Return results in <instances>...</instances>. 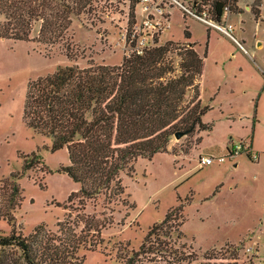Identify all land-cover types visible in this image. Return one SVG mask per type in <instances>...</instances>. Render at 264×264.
I'll use <instances>...</instances> for the list:
<instances>
[{"label": "rangeland", "instance_id": "374dc122", "mask_svg": "<svg viewBox=\"0 0 264 264\" xmlns=\"http://www.w3.org/2000/svg\"><path fill=\"white\" fill-rule=\"evenodd\" d=\"M179 1L187 6L195 2ZM261 4L258 17L255 11ZM240 5L243 13L232 14L229 23L234 38L245 41L246 52L178 6L170 9L171 28L162 37V45L169 41L180 48L194 45L205 59L201 99L209 111L202 120L212 129L194 138L174 137L168 152L151 160L138 159L132 170L121 173L123 200L111 203L103 197L84 204L79 199L69 202L81 186L58 172L70 164L67 149L52 152L51 139L27 126L24 104L29 83L59 67L120 66L124 60L121 36L136 3H96L94 12L74 17L66 40L53 46L0 38L2 233L8 236L14 227L28 236L38 225L56 232L58 222L68 216L67 221L77 225V233L84 229V221L87 233L89 226L95 229L90 232L95 247L79 253L83 264H126L139 251L149 229L179 208L182 227L176 232L177 224L171 222L166 228L169 252L142 256L133 264H249L245 250L254 242L264 247V0H240ZM247 5L255 11H248ZM39 29L37 23L32 38ZM171 57L178 69L180 56ZM238 146L244 150L231 157L230 151ZM200 157L224 158V162L201 167ZM30 161L31 167L24 170ZM11 175L20 178L22 196L13 212L14 226L5 217L11 191L3 180H10ZM2 251L9 262L19 257L10 248H0V257Z\"/></svg>", "mask_w": 264, "mask_h": 264}, {"label": "trees", "instance_id": "16d2710c", "mask_svg": "<svg viewBox=\"0 0 264 264\" xmlns=\"http://www.w3.org/2000/svg\"><path fill=\"white\" fill-rule=\"evenodd\" d=\"M100 1L0 0V38L56 45L66 40L73 18L94 12ZM211 4V16L217 22L228 5L238 11L237 0H211ZM37 23L40 29L32 38ZM186 36L190 37L188 31ZM188 47L180 48L169 41L143 56L124 58L118 67H59L53 74L29 83L24 120L36 133L51 139L52 152L67 149L70 164L58 172L81 186L69 196V202L79 199L84 204L99 197L110 203L123 200L121 173L132 170L138 159L151 160L168 152L177 133L194 138L212 129L202 120L209 111L201 99L204 59L193 45ZM174 53L181 58L178 69L171 57ZM201 141L200 137L196 146ZM18 179L11 175L10 180H3L11 191V207L5 217L13 226V212L22 201ZM66 218L58 222L56 232L44 225H38L28 236L14 227L8 236L0 230V248L19 253L17 261L9 262L2 251L0 264H83L79 253L93 250L90 232L95 229L89 226L88 234L84 221V229L77 233V225ZM171 222L177 224L176 232L182 227L181 209L168 212L162 222L154 224L126 264L142 256L169 252L166 228ZM181 236L179 231L178 238Z\"/></svg>", "mask_w": 264, "mask_h": 264}, {"label": "built area", "instance_id": "2783aa9c", "mask_svg": "<svg viewBox=\"0 0 264 264\" xmlns=\"http://www.w3.org/2000/svg\"><path fill=\"white\" fill-rule=\"evenodd\" d=\"M174 5L178 6L185 15L230 34L232 28L230 25H221L212 18L211 0H198L193 2L192 6H187L179 0H137L132 20H128L121 36L124 58L134 55L143 56L147 51L162 46V37L171 28L170 9ZM231 12V6L228 5L224 9L222 18L226 21ZM243 150V146L236 147L230 151L231 157ZM253 158L257 159V156L254 155ZM216 162L223 163L224 158L200 157L199 159L201 167ZM245 253L249 256V264H264V247L261 249L256 242L253 246H249Z\"/></svg>", "mask_w": 264, "mask_h": 264}, {"label": "crops", "instance_id": "0c3cea01", "mask_svg": "<svg viewBox=\"0 0 264 264\" xmlns=\"http://www.w3.org/2000/svg\"><path fill=\"white\" fill-rule=\"evenodd\" d=\"M195 1H198V0H195ZM255 2V1H254ZM261 6H262V4L260 5V7H259V9L257 10L258 11V17L261 15ZM237 8H238V11L237 12H231V14L228 16V18H227V20L225 21L223 18H221V20L220 21H218V23H220L221 25H227V26H231L232 28H231V30H230V34H227V33H225V32H223V31H220V32H222V33H224L226 36H228L230 39H232L244 52H246L247 50L245 49V47H244V43H245V35H244V32L243 31H241V36H242V39H243V43H241L240 41H238L236 38H234V36L232 35V31H233V26L229 23V19H230V16L232 15V14H238V15H240V14H242L243 13V11H244V9L241 7V5H240V0H237ZM246 9L249 11V10H254L255 11V9L253 8V7H251L250 8V6L249 5H247V7H246ZM256 12V11H255ZM217 22V21H216ZM222 23H224V24H222ZM208 26V25H207ZM209 28H213V27H210L209 26ZM213 29H216V28H213ZM216 30H218V29H216ZM242 30V29H241ZM211 31V29H209V32ZM188 45V44H187ZM259 46H260V44H258ZM194 46V45H193ZM194 49L196 50V48H195V46H194ZM197 51V50H196ZM197 53H198V51H197ZM199 54V53H198ZM200 55V54H199ZM201 56V55H200ZM204 59V58H203ZM204 66H205V59H204ZM199 146V145H198ZM198 146H196L195 148H197ZM194 148V149H195Z\"/></svg>", "mask_w": 264, "mask_h": 264}, {"label": "water", "instance_id": "95a60500", "mask_svg": "<svg viewBox=\"0 0 264 264\" xmlns=\"http://www.w3.org/2000/svg\"><path fill=\"white\" fill-rule=\"evenodd\" d=\"M185 136H186V133L181 132V133H177V134L175 135V138L178 139V140H180V139H182V138L185 137Z\"/></svg>", "mask_w": 264, "mask_h": 264}]
</instances>
